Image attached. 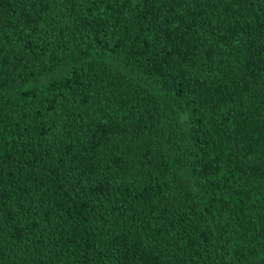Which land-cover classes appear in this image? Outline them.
Wrapping results in <instances>:
<instances>
[{
  "label": "trees",
  "instance_id": "1",
  "mask_svg": "<svg viewBox=\"0 0 264 264\" xmlns=\"http://www.w3.org/2000/svg\"><path fill=\"white\" fill-rule=\"evenodd\" d=\"M0 264H264V0H0Z\"/></svg>",
  "mask_w": 264,
  "mask_h": 264
}]
</instances>
